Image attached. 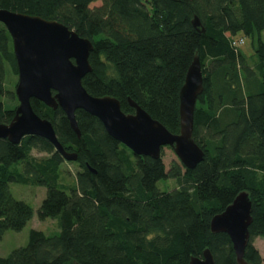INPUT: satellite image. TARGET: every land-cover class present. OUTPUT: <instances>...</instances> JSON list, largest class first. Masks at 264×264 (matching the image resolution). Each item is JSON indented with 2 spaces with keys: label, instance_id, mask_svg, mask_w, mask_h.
<instances>
[{
  "label": "trees",
  "instance_id": "obj_1",
  "mask_svg": "<svg viewBox=\"0 0 264 264\" xmlns=\"http://www.w3.org/2000/svg\"><path fill=\"white\" fill-rule=\"evenodd\" d=\"M0 8L59 21L91 40L92 70L82 78L87 92L117 98L125 113L134 112L131 99L173 134L179 90L198 56L203 91L192 136L205 153L192 169L176 162L166 168L161 155H134L81 109L77 137L59 107L32 98L35 113L77 154L71 162L78 171L69 187L60 181L65 160L48 140L0 138V238L33 217L30 205L12 196L10 182L44 186L38 218L56 219L59 228L31 229L27 244L0 256V264H189L205 248L216 264H237L228 235L211 232L209 223L240 191L252 203L244 258L262 264L251 239L264 238V0H0ZM195 15L203 32L191 23ZM254 33L250 63L234 41ZM9 73L17 76V66L0 23V123L12 119L18 104ZM167 179L177 186L160 190L157 182Z\"/></svg>",
  "mask_w": 264,
  "mask_h": 264
},
{
  "label": "water",
  "instance_id": "obj_2",
  "mask_svg": "<svg viewBox=\"0 0 264 264\" xmlns=\"http://www.w3.org/2000/svg\"><path fill=\"white\" fill-rule=\"evenodd\" d=\"M0 23L8 31L17 66L14 93L18 101L8 123H0V138L18 144L24 136L34 135L48 140L65 161H75L77 154L67 151L58 141L52 122L35 113L31 99L46 106L59 107L71 129L80 137L75 111L84 110L95 116L106 132L128 147L134 155L159 158L161 148L172 147L180 163L194 168L204 158L203 149L194 141L193 115L197 97L203 91V75L198 56L191 61L179 90V132L171 133L131 99L133 113H125L112 96H93L82 85V78L92 68L88 60L93 43L79 36L65 24L0 8ZM191 23L203 32L195 15ZM252 203L247 191H240L223 211L210 219L213 233H226L232 243L237 264H253L244 258L252 221ZM189 264H216L211 251L191 257Z\"/></svg>",
  "mask_w": 264,
  "mask_h": 264
},
{
  "label": "rangeland",
  "instance_id": "obj_3",
  "mask_svg": "<svg viewBox=\"0 0 264 264\" xmlns=\"http://www.w3.org/2000/svg\"><path fill=\"white\" fill-rule=\"evenodd\" d=\"M99 4L100 2L97 1L92 5ZM256 38V33L249 36L242 34H238L236 36V41L239 42V49L246 55L250 63H254L256 60L254 54V46L257 42ZM260 38L264 42V30L261 32ZM7 77V86L14 90L17 83V76L9 73ZM160 154L166 168H168L172 162L181 164L172 147L170 146L163 147ZM32 155L37 158H42L47 156V153L36 152L33 150ZM17 168H21V165H18ZM77 171L78 166L76 163L64 161L60 166V181H62L63 184L71 187L74 184L75 174ZM176 186L177 185L175 181L172 179L159 180L157 182V187L163 191L171 190ZM9 189L15 199L22 200L30 205V207L33 209V217L20 231L7 230L3 233L2 237L0 238V256H7L13 249L25 246L28 242V236L31 229L41 230L46 234H56L59 231L56 219L46 218L44 220H40L38 218L37 210L46 194V188L44 186L10 182ZM251 242L261 255L262 264H264V238L256 237L251 239Z\"/></svg>",
  "mask_w": 264,
  "mask_h": 264
},
{
  "label": "built area",
  "instance_id": "obj_4",
  "mask_svg": "<svg viewBox=\"0 0 264 264\" xmlns=\"http://www.w3.org/2000/svg\"><path fill=\"white\" fill-rule=\"evenodd\" d=\"M234 44H235L236 46H238L239 42L235 40V41H234Z\"/></svg>",
  "mask_w": 264,
  "mask_h": 264
}]
</instances>
